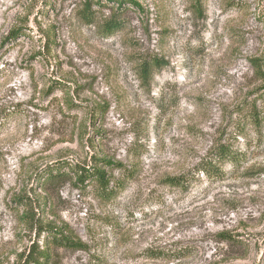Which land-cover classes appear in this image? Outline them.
<instances>
[{
  "label": "rangeland",
  "instance_id": "obj_1",
  "mask_svg": "<svg viewBox=\"0 0 264 264\" xmlns=\"http://www.w3.org/2000/svg\"><path fill=\"white\" fill-rule=\"evenodd\" d=\"M134 1L0 0V264L46 246L41 226L86 245H50L54 264H264V0ZM150 57L167 64L144 83ZM228 138L243 167L167 185ZM94 158L134 179L111 199L45 180Z\"/></svg>",
  "mask_w": 264,
  "mask_h": 264
},
{
  "label": "trees",
  "instance_id": "obj_2",
  "mask_svg": "<svg viewBox=\"0 0 264 264\" xmlns=\"http://www.w3.org/2000/svg\"><path fill=\"white\" fill-rule=\"evenodd\" d=\"M130 1L133 4H137L134 0ZM82 13L83 18L87 22L94 21L95 13L91 8L90 2L86 3L83 7ZM120 28L121 22L119 19L114 18L106 23L105 32L111 34ZM166 64L165 60L158 57L145 58L140 64L141 79L144 83H150L154 76V71L163 68ZM252 109L250 111L251 120L255 124H261L263 118L260 112L255 110L256 108ZM257 132L260 134L262 132L261 128H257ZM247 159V155L242 150L236 148L232 138L221 140L201 160L194 173L182 177L169 178L166 180V183L171 187L188 190L194 180H200L202 177H205L209 182L220 181L227 177L229 171H237L243 167ZM104 167L121 169V179L117 180L109 175ZM43 173L45 180L50 184L65 182L67 179L73 178L77 181L78 187L84 188L87 185L93 184L100 192V195L107 199L113 198L118 191L125 188V180L131 181V179H134L133 170H127L126 166L122 164L100 158H94V161L89 164H69L66 161L55 162L47 166ZM39 230L47 233L49 242L46 243V246L34 242L29 251L22 255L18 264H54L49 249L50 245L70 249H86V245L75 240L71 234L66 235L63 231H59L54 227L41 226ZM237 243L243 244L244 242L237 241Z\"/></svg>",
  "mask_w": 264,
  "mask_h": 264
}]
</instances>
